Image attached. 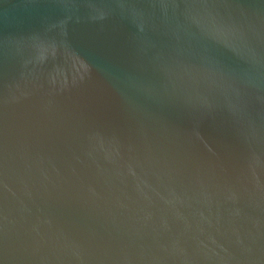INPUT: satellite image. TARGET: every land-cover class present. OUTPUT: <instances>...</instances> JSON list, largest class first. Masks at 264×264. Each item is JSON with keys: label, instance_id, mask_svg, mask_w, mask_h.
<instances>
[{"label": "water", "instance_id": "95a60500", "mask_svg": "<svg viewBox=\"0 0 264 264\" xmlns=\"http://www.w3.org/2000/svg\"><path fill=\"white\" fill-rule=\"evenodd\" d=\"M0 264H264V0H0Z\"/></svg>", "mask_w": 264, "mask_h": 264}]
</instances>
